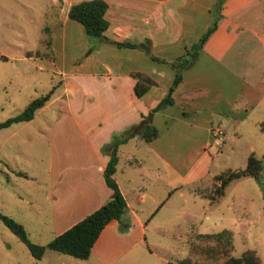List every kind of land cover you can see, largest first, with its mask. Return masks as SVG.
Here are the masks:
<instances>
[{
    "label": "crops",
    "instance_id": "0c3cea01",
    "mask_svg": "<svg viewBox=\"0 0 264 264\" xmlns=\"http://www.w3.org/2000/svg\"><path fill=\"white\" fill-rule=\"evenodd\" d=\"M75 1L78 0H48V6L53 7L51 18L41 28L48 42L35 48L38 54L28 51L27 55L36 61V69L58 75V90L51 92L31 118L9 124V138L21 130L29 137L30 123L39 113L49 118L47 125L44 120L35 123L38 129L32 132L33 137L48 133L46 192L50 194L52 236L110 195L102 174L107 155L101 146L112 133L146 114L171 84L173 69L148 53L164 60L180 54L209 25L211 6L216 0H102L107 22L102 39L88 37L83 26L67 16L69 5ZM218 11L215 27L202 42L194 61L180 72L181 79L171 93L172 103L151 113L155 137L144 141L134 135L117 147L112 177L124 198L126 219L132 218L138 224L142 223V213H152L163 203L161 200L174 192L183 195L184 189L192 193L191 201L201 208L197 214L205 219H231L238 224L240 219H247L239 214L254 213L252 223L256 224L264 214V193L261 197L259 192L255 204L254 193L245 194L234 187L229 193L223 190L212 201L193 189L201 182H210L219 172L211 171L212 151L226 143L228 129L234 135L264 130V0H222ZM111 41L146 42L148 51ZM130 71L145 72L156 85L137 96ZM182 106L188 113H182ZM45 109L48 111L43 115ZM215 126L223 129L219 144L212 137ZM253 136L243 158L254 152L259 137ZM24 140L23 137L19 142ZM126 143L128 147L123 148ZM147 154L153 161L147 160ZM9 171L27 176L19 165L9 167ZM241 178L253 179L242 176L233 179L232 185L241 183ZM262 181L264 192V169ZM152 184H158L166 197L158 199ZM146 197L151 207L143 205ZM221 202L226 207L223 211L219 210ZM185 205L186 196L182 201ZM195 214L188 212L185 216L192 221ZM258 225L262 229L258 243L263 254L264 224ZM253 249L259 256L258 264H264L259 249Z\"/></svg>",
    "mask_w": 264,
    "mask_h": 264
},
{
    "label": "rangeland",
    "instance_id": "374dc122",
    "mask_svg": "<svg viewBox=\"0 0 264 264\" xmlns=\"http://www.w3.org/2000/svg\"><path fill=\"white\" fill-rule=\"evenodd\" d=\"M48 5V0H0V121L18 112L29 99L51 86L52 92L59 88L56 85L58 75L48 69H36V61L27 56L28 51L32 53L44 42L41 28L49 23L53 9ZM64 57H69V54H64ZM46 111H43V115L47 114L44 113ZM43 120L47 125L49 118L39 113L30 123L29 137H26L27 134L24 136L25 130H21L9 138V125L0 128V213L22 221L28 238L40 244L45 243L53 231L49 211L50 194L46 192L48 133L46 131L33 137L32 132L38 129L34 124ZM257 129L240 135H234L228 129L226 143L217 150L213 148L211 171L215 173L227 167H243L250 152L245 158L243 154L253 135L259 137V140L255 142L252 153L259 156L263 151L261 147H264V130ZM23 137L25 140L19 142ZM128 145L126 143L123 148ZM186 145L189 148L192 146ZM150 155L147 154V160L153 161ZM16 165L25 169L27 176L9 171V167L15 168ZM210 179V182H201L193 189L207 192L212 185V177ZM232 180L223 189L226 193L233 187L245 194L254 193L255 204L257 195L263 196L264 192L260 191L254 178H241V183L234 185L235 181ZM153 188L158 199L166 197L158 184ZM182 194L174 192L161 200L163 203L152 213H142L141 224L130 217V220L126 219L127 215L123 213L119 221L110 223L99 235L88 256L82 259L49 248L44 250L40 258L35 259L0 221V264H177L176 260L186 254L187 243L195 232H212L222 228L232 231L233 255H239L245 248H257L260 252L258 239L262 229L258 224H264V214L257 218L256 224L252 223L256 218L254 213L239 214L243 218L247 217L245 220L240 219V224L237 221L233 223L231 219H205L197 214L201 208L191 201L192 193L184 189ZM184 196L187 197V205L182 206ZM144 202L145 206L153 205L147 197ZM148 202L150 205H147ZM222 203L219 204L221 211L226 209ZM188 212L196 213V218L190 221L185 216ZM260 253L264 259V253Z\"/></svg>",
    "mask_w": 264,
    "mask_h": 264
},
{
    "label": "trees",
    "instance_id": "16d2710c",
    "mask_svg": "<svg viewBox=\"0 0 264 264\" xmlns=\"http://www.w3.org/2000/svg\"><path fill=\"white\" fill-rule=\"evenodd\" d=\"M222 0H216L211 6V21L199 37L186 47L180 54L171 60H164L151 53L152 59L164 61L173 69L171 84L160 99L153 105L146 114H141L139 119L132 124L125 126L118 132L111 134L108 142L101 146V151L107 155L106 163L103 167V179L105 184L111 189L110 195L95 209L78 219L70 226L53 235L45 243H35L31 241L23 225L9 215L0 213V221L7 227L26 247L29 254L38 259L42 256L46 248L56 250L61 253L71 255L76 258H86L90 248L99 235L101 229L111 220L119 221L125 211V201L120 194L117 185L112 177L117 161V147L120 143L136 135L144 141L155 137L156 129L151 124V113L167 104L172 103V91L180 81V72L194 61L197 51L206 36L215 27L220 15L218 7ZM105 2L102 0H78L72 2L67 10V16L78 21L85 34L91 38H104V30L107 22L103 17ZM47 43V39H44ZM116 45L138 46L148 51L146 42L130 43L111 41ZM91 46L84 54L88 53ZM38 54V49L33 51ZM30 53V52H28ZM134 78L133 91L137 96L142 95L150 86L156 85L145 72L130 71ZM52 87L45 92L29 99L24 106L15 114L10 115L0 121V128L8 126L11 122L24 121L32 117L34 111L43 105L49 98ZM189 110L182 106V113ZM264 169V149L259 156L250 152L245 159L243 167L225 168L212 176L211 188L206 191L194 190L212 201L223 193L225 185L232 179L242 176H251L257 182L259 189H263L262 171ZM20 175L24 172L16 171ZM232 250V231L222 228L212 232H195L192 239L187 243L186 254L176 260L177 264H258L259 256L252 248L243 249L239 255L235 256ZM209 258V259H208Z\"/></svg>",
    "mask_w": 264,
    "mask_h": 264
},
{
    "label": "built area",
    "instance_id": "2783aa9c",
    "mask_svg": "<svg viewBox=\"0 0 264 264\" xmlns=\"http://www.w3.org/2000/svg\"><path fill=\"white\" fill-rule=\"evenodd\" d=\"M211 131H212L213 141L216 144H219L221 142V139H222L223 129L218 127V126H215L212 128Z\"/></svg>",
    "mask_w": 264,
    "mask_h": 264
}]
</instances>
